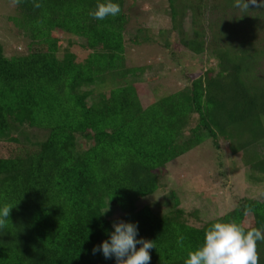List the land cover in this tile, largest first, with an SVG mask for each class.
<instances>
[{"label":"trees","instance_id":"1","mask_svg":"<svg viewBox=\"0 0 264 264\" xmlns=\"http://www.w3.org/2000/svg\"><path fill=\"white\" fill-rule=\"evenodd\" d=\"M165 1L171 28L181 30L191 14L193 34L183 44L194 55L209 53L215 68L147 108L132 83L122 81L109 96L97 90L110 76L121 80L132 73L124 32L137 23L134 5L126 9L124 0H112L119 15L97 20L89 12L105 0L13 2L14 35L23 38L17 44L28 45L10 51L0 40V207H14L0 230V264H116L115 257L93 254L110 239L101 223L102 203L137 224V239L154 241L150 264H184L188 252L203 244L207 224L195 230L175 217L170 202L166 214L140 208L141 199L159 192L160 173L174 159L172 147L264 148V7L241 11L234 0ZM205 25L211 32L206 43ZM170 55L163 47L155 57ZM143 113L152 117L148 130L132 132L128 121ZM90 120L110 131L94 142L86 131ZM24 126L47 138L35 149L21 143L17 131ZM77 138L93 143L77 152ZM212 160L215 174L225 176L219 158ZM114 164L128 172L118 173ZM256 169L264 173V160ZM247 201L209 225L242 223L245 216L254 219L252 227L264 228V203ZM258 248L264 264V242Z\"/></svg>","mask_w":264,"mask_h":264},{"label":"rangeland","instance_id":"2","mask_svg":"<svg viewBox=\"0 0 264 264\" xmlns=\"http://www.w3.org/2000/svg\"><path fill=\"white\" fill-rule=\"evenodd\" d=\"M124 2L126 9L134 5L131 10L137 21V23L132 22L126 25L124 32L126 68L132 69V73L121 80L118 75L119 79L110 76L105 85L97 90L109 96L111 89L117 88L118 85L122 86V81L124 84L132 83L142 108H147L159 102L161 98L183 88L188 82L203 77L205 73L211 74L209 70L215 68V61L210 54L203 52L194 55L183 44L182 39L193 34L190 13L181 22V30H179L171 28L172 21L168 13L164 12V8L167 7L165 0H124ZM12 5V0H0V40H5L6 45H11L10 51L16 49L22 51L28 44H17L23 38H16L14 35L16 28H13L11 21ZM179 18L178 16L177 19ZM204 30L206 43L211 32L206 25ZM62 41L64 42L63 38ZM168 41L172 43L169 44ZM163 47L170 49L173 55L158 61L155 56ZM206 47L211 48L208 44ZM149 53L151 54L148 55ZM86 103L90 105L91 100L88 99ZM162 110L161 107L159 112ZM151 121L152 117L143 113L131 118L128 123L129 127H132V132L143 134L148 130ZM18 130L20 131L17 132H22L20 134L22 137L18 135L20 141L25 145H38L48 135L42 130L29 129L26 126ZM86 131L88 138L91 136L96 142L95 138H103L104 132L110 130L106 129L104 132L98 130L90 120L86 125ZM245 139L249 137L245 135ZM91 142L85 138L79 139L76 143L79 144V147L77 145L75 148L76 151L86 150ZM189 142L191 138H188L187 143ZM172 150L174 159L160 173L159 192L149 199L146 197L141 199L140 208L145 206L151 208L150 210L155 214H166L170 211L168 205L170 202L175 208V217L178 216L182 222L197 230L203 229L207 224L204 227L206 229L211 222L231 212L238 201L251 200L247 202L264 203V173H259L256 169L258 161L264 160V148L257 143H249V146L236 152H225L223 144L219 151L207 144L186 152L174 146ZM216 157L221 161L218 170L222 171L225 176L219 177L215 174L212 159ZM112 169L122 175L128 172L120 164H114ZM169 196H172V199H167ZM99 207L103 213L109 208L103 214L104 219L101 223L106 229L105 232L110 235L114 231L113 223L124 221L123 214L114 212L111 205L102 203ZM247 219L243 216L239 220L245 226L252 227L254 219ZM107 238L109 239L108 236Z\"/></svg>","mask_w":264,"mask_h":264},{"label":"clouds","instance_id":"3","mask_svg":"<svg viewBox=\"0 0 264 264\" xmlns=\"http://www.w3.org/2000/svg\"><path fill=\"white\" fill-rule=\"evenodd\" d=\"M13 2L18 4L20 0ZM234 6L247 11L250 7H264V0H234ZM34 7L38 8L40 5L37 3ZM120 11L118 3L105 0L98 3L89 15L94 19L104 20L119 15ZM13 208L10 204L0 207V230L8 226ZM108 210L109 208L104 213ZM113 229L110 239L94 247L93 254L100 251L105 259L115 257L116 264H150V250L155 248V243L143 238L137 239L136 223L121 220L113 223ZM259 242H264V228H249L234 221H217L206 229L203 244L188 252L184 264H259ZM137 245L140 247L137 248Z\"/></svg>","mask_w":264,"mask_h":264}]
</instances>
